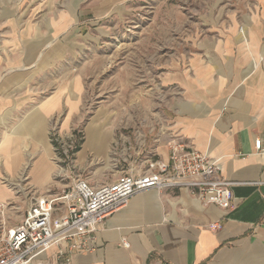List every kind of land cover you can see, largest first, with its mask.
I'll return each mask as SVG.
<instances>
[{
    "label": "crops",
    "instance_id": "crops-1",
    "mask_svg": "<svg viewBox=\"0 0 264 264\" xmlns=\"http://www.w3.org/2000/svg\"><path fill=\"white\" fill-rule=\"evenodd\" d=\"M251 1L211 22L212 36L174 59L160 79L170 94L167 114L139 124L150 127L147 140L120 144L134 159L121 174L167 160L174 140L208 155L234 183L233 208L203 204L186 189L147 191L99 227L96 250L69 259L55 247L40 256L46 264H264V154L255 148L257 139L264 143V0ZM47 41L11 36L0 43V202L22 212L56 183L53 127L65 134L83 123L84 77L66 71L67 81L50 82ZM108 125L86 128L95 161L115 158Z\"/></svg>",
    "mask_w": 264,
    "mask_h": 264
},
{
    "label": "rangeland",
    "instance_id": "rangeland-1",
    "mask_svg": "<svg viewBox=\"0 0 264 264\" xmlns=\"http://www.w3.org/2000/svg\"><path fill=\"white\" fill-rule=\"evenodd\" d=\"M240 2L252 1L0 0V43L11 36L48 39L42 55L51 58L42 65L55 72L50 82L67 81L66 71L84 77L82 125L65 134L58 126L51 131L58 174L47 194H62L78 177L100 185L121 176L134 160L125 156L121 140H147L150 127L139 124L167 114L170 94L161 77L176 57L191 53L196 40L212 36L211 22L229 19ZM104 119L108 139L117 141L116 155L95 161L86 128Z\"/></svg>",
    "mask_w": 264,
    "mask_h": 264
},
{
    "label": "built area",
    "instance_id": "built-area-1",
    "mask_svg": "<svg viewBox=\"0 0 264 264\" xmlns=\"http://www.w3.org/2000/svg\"><path fill=\"white\" fill-rule=\"evenodd\" d=\"M255 148L264 154L262 139ZM169 150L168 160H149L139 175L135 172L141 170L134 168L100 185L78 177L62 194L32 197L24 212L15 202H0V264H46L40 256L55 247H62L60 257L69 259L92 252L99 227L151 190L186 189L203 204L233 208L234 183L222 177L218 163L182 141H173Z\"/></svg>",
    "mask_w": 264,
    "mask_h": 264
}]
</instances>
